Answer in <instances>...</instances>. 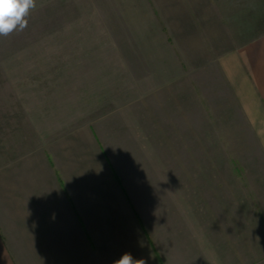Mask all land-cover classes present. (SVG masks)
Wrapping results in <instances>:
<instances>
[{
	"label": "rangeland",
	"instance_id": "rangeland-1",
	"mask_svg": "<svg viewBox=\"0 0 264 264\" xmlns=\"http://www.w3.org/2000/svg\"><path fill=\"white\" fill-rule=\"evenodd\" d=\"M35 4L0 35V167L96 134L164 264H264V154L222 67L264 37V0ZM4 226L18 264H47Z\"/></svg>",
	"mask_w": 264,
	"mask_h": 264
},
{
	"label": "crops",
	"instance_id": "crops-1",
	"mask_svg": "<svg viewBox=\"0 0 264 264\" xmlns=\"http://www.w3.org/2000/svg\"><path fill=\"white\" fill-rule=\"evenodd\" d=\"M222 67L264 154V37L227 53ZM89 138L90 149L62 141L59 153L24 156L15 170L0 167V264H18L4 226L9 217L19 231H31L32 254L41 245L47 264H71L74 233L80 263L116 264L130 253L145 264H164L97 135ZM56 238L63 245L52 244Z\"/></svg>",
	"mask_w": 264,
	"mask_h": 264
},
{
	"label": "clouds",
	"instance_id": "clouds-1",
	"mask_svg": "<svg viewBox=\"0 0 264 264\" xmlns=\"http://www.w3.org/2000/svg\"><path fill=\"white\" fill-rule=\"evenodd\" d=\"M35 6V0H0V35L7 36L16 29L26 28V17ZM116 264H145V261L134 260L130 253H125Z\"/></svg>",
	"mask_w": 264,
	"mask_h": 264
}]
</instances>
